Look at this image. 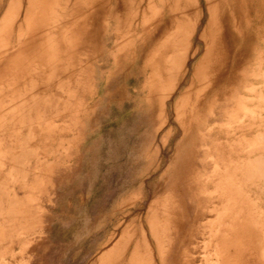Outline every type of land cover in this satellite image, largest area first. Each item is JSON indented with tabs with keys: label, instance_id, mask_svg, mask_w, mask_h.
I'll return each instance as SVG.
<instances>
[{
	"label": "rangeland",
	"instance_id": "374dc122",
	"mask_svg": "<svg viewBox=\"0 0 264 264\" xmlns=\"http://www.w3.org/2000/svg\"><path fill=\"white\" fill-rule=\"evenodd\" d=\"M9 1L0 0V21L8 19L6 27L0 23V264H98L99 255L128 221H145L180 137L164 135L174 124L167 122L152 135L154 154L152 163L146 162L142 149L150 143L152 127L137 104L150 98L145 62L154 41L141 25L147 24L145 31L171 27L167 6L173 8V0H143L141 5L139 0H58L52 11L29 20V0ZM263 25L258 52L237 84L248 99L249 114H225V130L233 125L239 134L233 139L222 135L221 166L211 173L212 186L199 191L201 203L189 202L196 231L189 248L188 239L178 247L185 258L189 252L188 264H241L239 259L264 264V102L259 100L264 97ZM258 66L260 76H254ZM184 86L172 93L169 105ZM257 132L263 134L258 148L253 143ZM229 142L244 146L242 156L235 155L238 165L228 157ZM23 150L29 156L18 158ZM231 182L242 185L244 200L232 193ZM128 197V205L116 210ZM228 222L232 255L222 241Z\"/></svg>",
	"mask_w": 264,
	"mask_h": 264
},
{
	"label": "bare ground",
	"instance_id": "6f19581e",
	"mask_svg": "<svg viewBox=\"0 0 264 264\" xmlns=\"http://www.w3.org/2000/svg\"><path fill=\"white\" fill-rule=\"evenodd\" d=\"M13 1L10 0L9 3L13 4ZM86 1L92 4L93 0ZM102 2L106 3V0ZM142 2L143 0H139L138 4L141 5ZM29 3L30 7L25 15L26 20L46 15L52 11L53 5H58V0H29ZM167 7L169 8L168 17L172 21L171 27L167 26L163 29L157 25L154 30H149L148 27L145 31L147 24L141 25L145 35L154 41L152 52L145 62L149 65V82H146V85L150 98L146 104H142L143 100L140 98V103L137 104L139 108L144 109L146 121L152 127L147 140L150 143L142 149L146 162L150 164L154 154V148L151 145L152 135L162 131L163 125L167 122L174 124L164 132V135L171 136L178 133L180 137L174 143L175 153H173L170 165L162 175L163 184L156 186V192L159 191V193L155 194L150 202L145 221L143 220L144 222L140 225L133 223L136 217L128 221L118 238L99 255L98 264H188L192 260L188 258L189 252L185 258L184 254H179L178 247L180 242L188 239L186 247L189 248L196 231L190 222L191 217L194 216V209L191 210L189 202L192 205L197 204L198 201L201 203L202 191H199L204 186H212L210 184L213 178L211 173L220 169L221 166L220 163L218 165L217 160L218 153L221 151L220 147H224L225 144L222 135L225 134L226 137L233 139L239 134L240 129L238 130L233 125L230 126L229 131L225 130V114L232 113L237 116L244 112L245 117L249 114L246 104L248 99L241 95L237 84L244 78V74L247 75L246 69H249L253 63L252 56L258 52L255 46L259 45L262 38L260 31L264 22V0H173V8L169 4ZM10 11L11 9H7L5 15L8 16ZM7 21L8 19L3 17L0 21L2 27L7 26ZM255 29L259 31L257 36L254 35ZM196 56L191 68L187 67V61ZM258 68L260 69V66L257 67L258 72L254 76H260ZM183 82H185L184 88L169 105L168 99ZM141 88H145L144 82ZM250 90L255 93L256 87L253 86ZM139 96L141 94H138ZM259 100L264 102V97H260ZM259 106L260 104H257V108ZM241 125L242 123L239 124V128ZM256 126L260 127L257 121ZM259 135L260 132H257L256 136L253 135L256 148L259 147ZM206 142H210L212 146L208 147ZM26 147L30 148L27 145ZM213 147L214 152L211 151ZM243 147L239 145L238 149L232 143L226 144L228 157L236 162L235 165L240 163L235 155L241 157L243 149L240 148ZM24 150L21 151L22 155H15L22 159L20 156L29 154V152L24 153ZM30 153L33 152L30 151ZM21 159H18V162L20 160L23 163ZM226 160L228 161L227 158ZM15 161L13 160V163ZM27 161L24 160L25 163ZM20 162L18 166L23 167L24 164ZM209 164L212 165L210 173L206 170ZM254 165L260 166L259 159L255 160ZM14 166L18 171H22L25 167ZM150 166L144 167L143 172ZM243 167L246 168L247 164L244 163ZM207 173L208 175L203 176ZM17 175H19L18 172ZM229 175L231 176V172ZM232 184V193H237L240 199L244 200L242 185L239 183L240 188H238L234 183ZM214 189L215 186L213 192ZM130 197L120 201L116 210L126 207L130 202ZM196 212L200 214V207ZM229 219L232 217L230 216ZM217 221L219 220H214L213 223L216 224ZM231 226L228 222L227 227H224L225 235L222 241L226 246L225 249L232 255ZM215 233L213 239L217 240ZM179 257L184 260H179ZM239 260L243 264V260Z\"/></svg>",
	"mask_w": 264,
	"mask_h": 264
}]
</instances>
